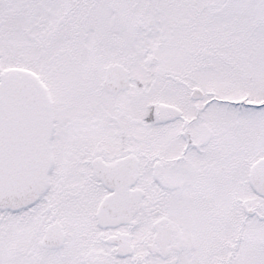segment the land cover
<instances>
[{
    "label": "snow or ice",
    "instance_id": "1",
    "mask_svg": "<svg viewBox=\"0 0 264 264\" xmlns=\"http://www.w3.org/2000/svg\"><path fill=\"white\" fill-rule=\"evenodd\" d=\"M0 264H264V0H0Z\"/></svg>",
    "mask_w": 264,
    "mask_h": 264
}]
</instances>
